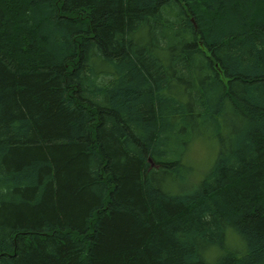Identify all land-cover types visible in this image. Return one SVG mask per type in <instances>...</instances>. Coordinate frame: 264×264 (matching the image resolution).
I'll list each match as a JSON object with an SVG mask.
<instances>
[{
  "label": "trees",
  "instance_id": "trees-1",
  "mask_svg": "<svg viewBox=\"0 0 264 264\" xmlns=\"http://www.w3.org/2000/svg\"><path fill=\"white\" fill-rule=\"evenodd\" d=\"M0 264H264V0H0Z\"/></svg>",
  "mask_w": 264,
  "mask_h": 264
},
{
  "label": "rangeland",
  "instance_id": "rangeland-1",
  "mask_svg": "<svg viewBox=\"0 0 264 264\" xmlns=\"http://www.w3.org/2000/svg\"><path fill=\"white\" fill-rule=\"evenodd\" d=\"M207 143V144H206ZM203 141L198 142L189 151V158L187 161L193 166L194 170L198 173L206 171L209 164L213 161L215 150L211 147V143Z\"/></svg>",
  "mask_w": 264,
  "mask_h": 264
}]
</instances>
